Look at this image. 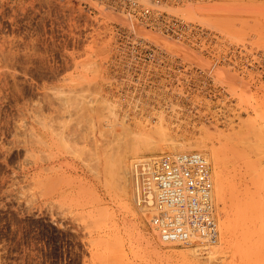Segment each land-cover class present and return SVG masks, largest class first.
Listing matches in <instances>:
<instances>
[{
  "label": "rangeland",
  "instance_id": "rangeland-1",
  "mask_svg": "<svg viewBox=\"0 0 264 264\" xmlns=\"http://www.w3.org/2000/svg\"><path fill=\"white\" fill-rule=\"evenodd\" d=\"M166 1L155 30L94 0H0V264H264V0ZM133 142L209 152L230 224L213 255L163 244L124 194Z\"/></svg>",
  "mask_w": 264,
  "mask_h": 264
},
{
  "label": "built area",
  "instance_id": "built-area-1",
  "mask_svg": "<svg viewBox=\"0 0 264 264\" xmlns=\"http://www.w3.org/2000/svg\"><path fill=\"white\" fill-rule=\"evenodd\" d=\"M94 1L152 29L166 28L160 21L166 0ZM210 169L206 155L199 151L165 152L134 162L136 200L153 207L150 222L163 241L185 245L219 241Z\"/></svg>",
  "mask_w": 264,
  "mask_h": 264
},
{
  "label": "bare ground",
  "instance_id": "bare-ground-1",
  "mask_svg": "<svg viewBox=\"0 0 264 264\" xmlns=\"http://www.w3.org/2000/svg\"><path fill=\"white\" fill-rule=\"evenodd\" d=\"M246 1V0H245ZM235 2H236V0H235ZM240 2V1H239ZM231 3V2H230ZM234 3V2H233ZM245 3V2H244ZM247 3V2H246ZM251 3V2H250ZM235 4V3H234ZM240 4L241 3H239V4H236L237 6L239 5L240 6ZM243 4V3H242ZM232 5V4H231ZM235 5V6H236ZM248 5V3L246 4V6ZM256 6L258 5V4H255ZM236 6V7H237ZM239 6L237 7V9H235V10H237L238 11V8H239ZM243 6V5H242ZM250 6H252V5H250L249 4V6L247 7V9L249 10V7ZM215 7V6H214ZM232 7H234V6H232ZM231 7V8H232ZM245 7V6H244ZM259 7V6H258ZM216 8V7H215ZM234 9V8H233ZM244 9V8H243ZM243 9H241L242 10V12L243 11H245V9L243 10ZM255 9V6H254V8H253V10ZM258 9V8H257ZM240 10V9H239ZM252 10V9H251ZM263 10V13H264V9H262ZM246 13L248 12V11H245ZM258 13L260 12V9H259V11H257ZM231 13V12H230ZM241 13V12H240ZM252 13V12H251ZM253 14V13H252ZM264 15V14H263ZM248 16H249V14H248ZM247 16V17H248ZM260 16V15H259ZM261 16H262V13H261ZM226 17V16H225ZM230 17H232V16H230ZM222 18V17H221ZM221 18H220V20H221ZM232 18H235V17H232ZM231 18V19H232ZM238 18V17H237ZM240 18H241V16H240ZM243 18V17H242ZM241 18V19H242ZM249 18V17H248ZM252 18V17H251ZM256 18V17H255ZM247 19V18H246ZM245 19V17H244V20H246ZM250 19V18H249ZM254 19V18H253ZM257 19V18H256ZM232 20H234V19H232ZM257 20H259V18L257 19ZM263 20H264V18H263ZM225 21V20H224ZM221 22L223 23V20H221ZM226 22V21H225ZM231 22H233V21H231ZM240 22H242L243 23V21H240ZM247 22V21H246ZM250 22V21H249ZM234 23V22H233ZM232 23V24H233ZM258 23H260V21L258 22ZM228 24V23H227ZM254 24H256L255 22H254ZM235 26H236V24H234ZM238 25V24H237ZM242 25V24H241ZM244 26L246 25V23L244 22V24H243ZM256 25H258V24H256ZM260 25V24H259ZM262 26H264L263 24H261ZM240 26V25H239ZM238 26V27H239ZM250 26H252V25H250ZM241 27H239V28H237V29H240ZM243 29H245V28H243ZM242 29V30H243ZM246 31V30H245ZM157 123V122H156ZM153 125H155V124H153ZM148 129H146V130H144V134H140L139 136H141L142 137V135H145V137L146 138H144V140H143V137L142 138H140L139 136L136 138V136L134 135V137L137 139V140H133V141H135V142H137L138 140H139V138H140V144L141 145H145V148H147V149H145L146 151L148 150V151H150V152H158V149L160 148H158V146H160V144H161V141H163V139L168 143V141H167V137H166V134L168 133L165 129H164V127L161 125V123L160 124H157V125H155V127L153 128V130H151V129H149L148 131H147ZM150 130L151 131H153L152 132V134H151V132H150ZM148 133H150V135L148 134ZM153 133H156V135H158V138L159 137H161V141H159L158 140V142L160 143V144H158V142H157V139H156V142H157V144L155 145V147L154 146H152V144L150 143L151 141H149L150 139H152L153 137H148V135L149 136H151V135H153V136H156L155 134H153ZM245 133H246V131H245ZM248 133V132H247ZM254 133H256L255 131H254ZM257 133H259V131L257 132ZM147 134V135H146ZM57 135V134H56ZM130 135V134H129ZM247 135V134H246ZM248 135H249V133H248ZM247 135V137H249ZM251 135V134H250ZM256 135V134H255ZM261 135H262V133H261ZM157 137V136H156ZM251 138H252V136H250ZM129 139L130 138H132V136L130 137H128ZM148 138H150L149 140H147ZM234 138V137H233ZM251 138H249L250 139V144L252 143L251 142ZM255 138V137H254ZM63 139V138H62ZM244 139V138H243ZM234 140V139H233ZM127 141H131V140H127ZM144 141V142H143ZM149 141V142H148ZM154 140H152V142H153ZM249 141V140H248ZM66 142V141H65ZM139 142V141H138ZM137 142V143H138ZM254 142H256L255 141V139H254ZM125 143H128V142H126L125 141ZM134 143V142H133ZM132 143V144H133ZM155 143V142H154ZM182 143H183V141H182ZM181 143V144H182ZM189 143V142H188ZM128 144H130L131 145V143H128ZM127 144V145H128ZM136 143H134V146L132 147V149H131V151L130 152H133V153H131V154H127V151L125 152V153H123V148H122V152L120 151V155L117 157V160L116 161H114L113 162V165H115V168L116 169H122V170H124L123 171V176H122V174H121V176H122V178L123 177H127V176H124V175H127L129 172H130V177L128 178L129 180H124V181H126V183L129 181V183H127L126 185H125V183H123V186H122V190H123V192H124V194H126V196L128 195V194H130V196H131V199H132V201H135V203H137V205H138V209L139 210H141L143 213L144 212H146V211H149L151 214H152V212H153V207H149V206H145V205H142V204H140L139 202H137V200H136V193H137V191H136V187H135V184H134V174H133V172H132V167H133V164H134V162L137 160V159H139V158H137V157H139V152H142V149L143 148H140V146L137 144V146H139V147H137V148H135V145ZM150 144H151V148H149L148 146H150ZM171 144V143H170ZM194 145V146H197V143L196 144H194V143H191V145ZM231 144V143H230ZM234 144V143H233ZM237 144V143H236ZM254 145H255V143H253ZM168 145V144H167ZM171 145H173V146H170V148L168 149V150H171V152L172 151H174V152H172V153H178V152H185V150L187 151V150H191V149H199V148H197V147H194L193 145V147H186V146H177V145H175V144H171ZM175 145V146H174ZM185 145V144H184ZM132 146V145H131ZM162 146V145H161ZM199 146V145H198ZM201 146V145H200ZM199 146V147H200ZM251 146V145H250ZM120 147V146H119ZM123 147V146H122ZM142 147V146H141ZM144 147V146H143ZM217 147H219V145L217 146ZM232 147V146H231ZM133 148H135L136 150L135 151H133ZM164 148V149H163ZM223 148V147H222ZM253 148V147H252ZM127 149H129V147H127ZM166 149V147H161V150H162V152H163V150H165ZM217 149V148H216ZM231 149V148H230ZM235 149V148H234ZM138 150H141V151H138ZM237 150V152L239 153V155L241 156V154H240V151L238 150V149H236ZM166 151V150H165ZM176 151V152H175ZM200 151V150H199ZM226 152V151H225ZM237 152H235V153H237ZM203 153H204V151H203ZM237 153V154H238ZM215 155L216 154V151H212V155ZM150 155V154H149ZM148 155V156H149ZM159 155V154H158ZM157 155V156H158ZM205 155H206V157H207V160L209 161V163H210V167H211V169H210V171H211V179H212V181H213V198H214V201H215V207H216V218H217V221H218V225H219V237L221 238H223V228H224V226H222V224L223 225H225V229H227V228H229V226H230V224L228 223L229 222V219H227V217L224 215V213L219 209L218 211H217V209H218V207L217 206H220V205H217V194H218V197H220V195H219V192H220V186H219V183H220V180H219V183L217 182L218 180H216V176H217V174L215 175L214 174V171H213V167H212V164H211V161H210V158H209V156H210V154H209V152H205ZM211 155V156H212ZM213 155V156H214ZM238 155V156H239ZM143 156V155H142ZM212 156V158H214L213 159V161L215 162V164H216V160H217V156L216 157H213ZM136 158V159H135ZM142 158V157H141ZM144 158V157H143ZM216 158V159H215ZM134 159V160H133ZM251 162V161H250ZM219 163V162H218ZM217 163V164H218ZM256 163V162H255ZM252 165H254L255 166V164L254 163H252ZM114 167V166H113ZM113 167H112V169H113ZM255 167H257V165L255 166ZM114 168V169H115ZM216 169V168H215ZM253 169V168H252ZM255 169V168H254ZM259 169V168H258ZM121 170V171H122ZM257 170V169H256ZM260 170V169H259ZM264 170V169H263ZM115 171H117V170H115ZM262 172V171H261ZM119 173H120V171H119ZM118 173V174H119ZM132 173V174H131ZM224 173V172H223ZM264 173V172H263ZM120 176V177H121ZM262 176V175H261ZM255 177H256V174H255ZM220 178V177H219ZM258 178H260V175H258ZM257 178V179H258ZM264 178V177H263ZM262 178V179H263ZM252 179V178H251ZM256 179V180H257ZM264 180V179H263ZM223 181H224V179L221 181L222 183H221V188H222V186H224V183H223ZM252 181V180H251ZM259 181V180H258ZM133 182V183H132ZM259 182H261V181H259ZM258 182V183H259ZM264 183V182H263ZM134 186L133 188H131V186ZM260 185V184H259ZM264 185H262V187H263ZM129 187V188H128ZM128 189H130V190H128ZM224 189H225V187L223 188V191H224ZM259 189V188H258ZM260 189H261V187H260ZM226 191V190H225ZM257 191V190H256ZM130 192V193H129ZM217 192V193H216ZM222 192V191H221ZM260 192V191H259ZM263 193V192H262ZM226 194V193H225ZM224 194V195H225ZM129 196V195H128ZM226 196V195H225ZM259 196V195H258ZM238 197V196H237ZM260 197L261 196H259V198L257 197H255L256 198V200H258V202L256 201V203H261V204H259V208L261 209V214H260V217L261 218H263V220H264V210H262V208L263 207H261L262 205H264V204H262V202L264 203V201H263V199H264V196L263 197H261L262 198V200H259L260 199ZM249 198V197H248ZM238 199H239V197H238ZM237 199V200H238ZM240 200V199H239ZM246 200V199H245ZM242 202H243V200H241ZM260 201V202H259ZM130 202V201H129ZM219 202V201H218ZM244 203V202H243ZM243 205V204H242ZM245 205V204H244ZM247 205V204H246ZM127 206L128 207H130L129 206V204H127ZM242 207V206H241ZM131 208V207H130ZM134 208V207H133ZM247 212V211H246ZM244 214H245V212H244ZM229 218V217H228ZM232 218H233V216H232ZM256 227V226H255ZM258 230V229H257ZM156 231V230H155ZM258 231H260V229L258 230ZM262 231H260V233H261ZM156 234H157V232H156ZM256 234H258V233H256ZM262 234V233H261ZM261 234H259L258 236L260 237V235ZM160 237V236H159ZM225 237V236H224ZM263 237V236H262ZM264 238V237H263ZM160 240L162 241V243L164 244V243H166V244H171L172 242H166V241H163L161 238H160ZM262 241V240H261ZM262 243H264L263 241H262ZM172 244H174V243H172ZM177 244V243H176ZM180 245H182L183 247H186L185 249L187 250V249H191L190 251H192L194 254H196V255H202V254H204L205 252H208V253H211L212 255L216 252V243L215 244H208V243H195L194 245H185V244H180ZM233 245V244H232ZM261 245L262 244H260V247H261ZM263 246H264V244H263ZM154 249H155V247H154ZM156 250V251H155ZM154 251L155 252H157L158 253V251L157 250H159V249H155ZM237 252V251H236ZM184 254V253H183ZM187 254V252L184 254V256ZM237 254V253H236ZM160 255V254H159ZM243 256V255H242ZM240 260V259H239Z\"/></svg>",
  "mask_w": 264,
  "mask_h": 264
}]
</instances>
